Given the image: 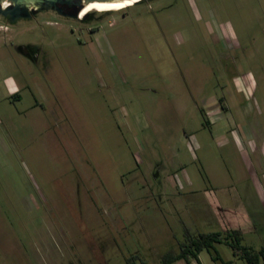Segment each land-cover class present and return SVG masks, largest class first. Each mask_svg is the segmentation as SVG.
Masks as SVG:
<instances>
[{"label": "rangeland", "instance_id": "1", "mask_svg": "<svg viewBox=\"0 0 264 264\" xmlns=\"http://www.w3.org/2000/svg\"><path fill=\"white\" fill-rule=\"evenodd\" d=\"M90 11L0 16V264L264 248V0Z\"/></svg>", "mask_w": 264, "mask_h": 264}, {"label": "trees", "instance_id": "2", "mask_svg": "<svg viewBox=\"0 0 264 264\" xmlns=\"http://www.w3.org/2000/svg\"><path fill=\"white\" fill-rule=\"evenodd\" d=\"M139 0L135 3H139ZM131 4L130 6L134 5ZM128 7V6H126ZM125 8V7H124ZM119 9V8H118ZM121 9V8H120ZM109 10H99L110 11ZM187 235V232H186ZM241 233L239 230L234 229L224 233V235L216 232L211 233H200L195 236H186V239L179 244V249L177 253H167L162 258V264H173L177 261L183 260L186 264H191V261L198 262V255L203 250H210L213 248L214 244L224 243L228 245L234 252L235 255L246 261L247 264H259L264 262V248H261L257 252L253 251L251 248L242 246L240 244ZM214 261H218L219 257L217 254L212 255ZM138 257H130L127 259L126 264H148L145 261L139 260ZM220 264H227L220 261Z\"/></svg>", "mask_w": 264, "mask_h": 264}, {"label": "water", "instance_id": "3", "mask_svg": "<svg viewBox=\"0 0 264 264\" xmlns=\"http://www.w3.org/2000/svg\"><path fill=\"white\" fill-rule=\"evenodd\" d=\"M118 1L123 0H0V16L10 22L19 18H28L31 13L45 10L70 16L65 14V11H73L76 14L92 3H114ZM4 3L7 6L3 7Z\"/></svg>", "mask_w": 264, "mask_h": 264}, {"label": "bare ground", "instance_id": "4", "mask_svg": "<svg viewBox=\"0 0 264 264\" xmlns=\"http://www.w3.org/2000/svg\"><path fill=\"white\" fill-rule=\"evenodd\" d=\"M139 0H123V1H118V2H114V3H92L89 4L87 6H85L84 9H82L80 11V13L82 12V14L92 10V9H96V10H109V9H120L122 7H126V6H130L131 4L137 2ZM7 6L6 3L3 4V7ZM79 13V14H80Z\"/></svg>", "mask_w": 264, "mask_h": 264}, {"label": "flooded vegetation", "instance_id": "5", "mask_svg": "<svg viewBox=\"0 0 264 264\" xmlns=\"http://www.w3.org/2000/svg\"><path fill=\"white\" fill-rule=\"evenodd\" d=\"M8 5H10V3H8ZM90 12H91V11H88V12H86V13H84V14H82V12H81V13L78 12V13L75 14V12H73V11H65V14L70 15L69 17H72V18L82 19V18L87 17L88 14H89ZM95 12H97V11H95ZM35 13H37V12L31 13V16H32L33 14H35ZM79 13H80V14H79ZM3 18H4V17H3ZM5 19H6V18H5ZM6 20H8V19H6Z\"/></svg>", "mask_w": 264, "mask_h": 264}, {"label": "crops", "instance_id": "6", "mask_svg": "<svg viewBox=\"0 0 264 264\" xmlns=\"http://www.w3.org/2000/svg\"><path fill=\"white\" fill-rule=\"evenodd\" d=\"M198 262H199V264L202 263V262L200 261L199 255H198ZM226 263H228V262H226ZM175 264H186V263H185L183 260H180V261L175 262ZM191 264H198V263L195 262V261H191Z\"/></svg>", "mask_w": 264, "mask_h": 264}]
</instances>
